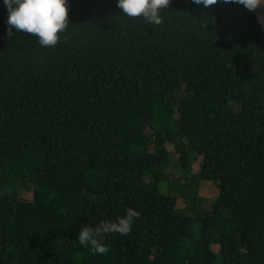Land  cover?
Wrapping results in <instances>:
<instances>
[{
  "label": "trees",
  "instance_id": "1",
  "mask_svg": "<svg viewBox=\"0 0 264 264\" xmlns=\"http://www.w3.org/2000/svg\"><path fill=\"white\" fill-rule=\"evenodd\" d=\"M117 2L67 0V30L42 47L8 36L0 0V264H264L254 13L170 0L155 26ZM175 168L179 209L160 191ZM199 182L217 190L209 209L195 203ZM128 208L140 218L103 238L109 253L79 244L81 225Z\"/></svg>",
  "mask_w": 264,
  "mask_h": 264
},
{
  "label": "clouds",
  "instance_id": "2",
  "mask_svg": "<svg viewBox=\"0 0 264 264\" xmlns=\"http://www.w3.org/2000/svg\"><path fill=\"white\" fill-rule=\"evenodd\" d=\"M196 5L211 8L220 2L242 5L249 12L264 7V0H192ZM7 10L8 36L16 32L34 35L42 47H53L60 42V34L70 24L68 20L67 0H3ZM170 0H118L117 7L128 18L142 17L147 23L159 26L164 23L161 11L169 5ZM258 21L264 23V14L258 15ZM140 213L132 208L126 209L123 217L115 220H101L95 226L81 225L77 240L81 246L90 249L92 254L106 255L110 248L104 237L108 234L128 235L134 219Z\"/></svg>",
  "mask_w": 264,
  "mask_h": 264
},
{
  "label": "rangeland",
  "instance_id": "3",
  "mask_svg": "<svg viewBox=\"0 0 264 264\" xmlns=\"http://www.w3.org/2000/svg\"><path fill=\"white\" fill-rule=\"evenodd\" d=\"M173 159V158H172ZM192 169L193 172L199 171L200 169V159L198 157L193 158L192 157ZM172 176L173 179L175 180V184L170 185L167 181H162L160 183V191L164 194H169V195H176L177 196V208H182L183 203L182 199L180 198V192L181 188L180 186L183 184L184 179L182 178L183 176L181 175L180 170L175 168L172 171ZM20 193L23 194L25 198L28 200H31V193H29L27 190H21ZM217 197V190L216 188L208 182H199L198 188H197V198L195 203L199 206H204L205 208H211L212 203ZM199 199L202 201L200 203ZM193 230L197 229V224L193 225Z\"/></svg>",
  "mask_w": 264,
  "mask_h": 264
},
{
  "label": "water",
  "instance_id": "4",
  "mask_svg": "<svg viewBox=\"0 0 264 264\" xmlns=\"http://www.w3.org/2000/svg\"><path fill=\"white\" fill-rule=\"evenodd\" d=\"M253 13L256 17V20H257V22L261 28L262 34L264 36V23L258 21V19H257L258 15L264 14V7L258 8L256 11H253Z\"/></svg>",
  "mask_w": 264,
  "mask_h": 264
}]
</instances>
